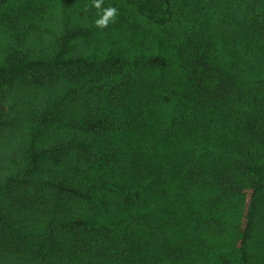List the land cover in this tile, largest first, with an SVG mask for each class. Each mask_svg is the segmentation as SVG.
Returning <instances> with one entry per match:
<instances>
[{
  "label": "trees",
  "instance_id": "obj_1",
  "mask_svg": "<svg viewBox=\"0 0 264 264\" xmlns=\"http://www.w3.org/2000/svg\"><path fill=\"white\" fill-rule=\"evenodd\" d=\"M91 5L0 0V264H264V0Z\"/></svg>",
  "mask_w": 264,
  "mask_h": 264
},
{
  "label": "clouds",
  "instance_id": "obj_2",
  "mask_svg": "<svg viewBox=\"0 0 264 264\" xmlns=\"http://www.w3.org/2000/svg\"><path fill=\"white\" fill-rule=\"evenodd\" d=\"M103 0H92V5L97 9V15L98 19L95 20V25L100 28H106L110 22H114L116 15H117V9L115 7H107L103 8Z\"/></svg>",
  "mask_w": 264,
  "mask_h": 264
},
{
  "label": "rangeland",
  "instance_id": "obj_3",
  "mask_svg": "<svg viewBox=\"0 0 264 264\" xmlns=\"http://www.w3.org/2000/svg\"><path fill=\"white\" fill-rule=\"evenodd\" d=\"M80 48V47H79ZM28 124V122H27ZM2 137L0 138V140H2L0 143L6 141L8 138L15 136V134L20 135L22 137V135L24 134V131L22 128L16 127L15 130H11L9 128L5 129L4 131H2Z\"/></svg>",
  "mask_w": 264,
  "mask_h": 264
}]
</instances>
